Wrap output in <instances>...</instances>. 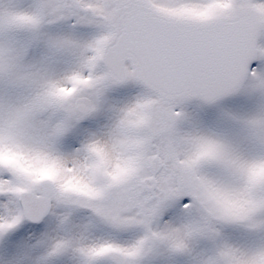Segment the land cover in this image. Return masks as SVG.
Segmentation results:
<instances>
[{
	"label": "snow or ice",
	"instance_id": "1",
	"mask_svg": "<svg viewBox=\"0 0 264 264\" xmlns=\"http://www.w3.org/2000/svg\"><path fill=\"white\" fill-rule=\"evenodd\" d=\"M0 264H264V0H0Z\"/></svg>",
	"mask_w": 264,
	"mask_h": 264
}]
</instances>
